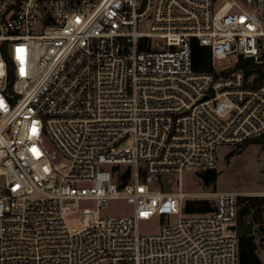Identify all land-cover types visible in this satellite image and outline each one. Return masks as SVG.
Here are the masks:
<instances>
[{
	"label": "built area",
	"instance_id": "obj_1",
	"mask_svg": "<svg viewBox=\"0 0 264 264\" xmlns=\"http://www.w3.org/2000/svg\"><path fill=\"white\" fill-rule=\"evenodd\" d=\"M263 39L264 0H0V264H240L239 195L182 181L264 134Z\"/></svg>",
	"mask_w": 264,
	"mask_h": 264
},
{
	"label": "rangeland",
	"instance_id": "obj_2",
	"mask_svg": "<svg viewBox=\"0 0 264 264\" xmlns=\"http://www.w3.org/2000/svg\"><path fill=\"white\" fill-rule=\"evenodd\" d=\"M241 2L242 0H236ZM261 49L264 53V39L261 41ZM228 60L220 61V65H227ZM236 150L235 154L230 155ZM223 153L231 151L227 156L220 155L218 168L219 177L215 187L204 188L199 178L192 177L191 172H186L182 181V190L189 193L192 197L211 198L213 202L215 193L231 192L239 196H259L264 197V143L249 144L244 149H234L232 147H223ZM196 200H204L196 198ZM209 200V199H206ZM93 205L82 204V209L92 207ZM131 212V206L125 201H109L105 208L99 212L102 218L113 216H124ZM82 211L68 218L72 226H80L82 220ZM157 227L156 222L140 223L142 231H153Z\"/></svg>",
	"mask_w": 264,
	"mask_h": 264
},
{
	"label": "trees",
	"instance_id": "obj_3",
	"mask_svg": "<svg viewBox=\"0 0 264 264\" xmlns=\"http://www.w3.org/2000/svg\"><path fill=\"white\" fill-rule=\"evenodd\" d=\"M192 45V61L193 69L197 72L209 71L212 68L211 52L208 47L202 46L198 40L193 39ZM241 69L249 77L257 74L256 84L262 82L264 79V53L262 49L258 59L240 57L239 63L236 66ZM254 143H264V134L256 139L246 141L237 149H244L246 145ZM236 150L232 151L230 155L235 154ZM219 172L215 170H208L199 174V180L204 188L215 187ZM239 210L237 233L240 240V264H262L256 254V245L252 238H246L243 233V217L251 211V207H256L258 211H262L264 206V197L259 196H239ZM212 208L208 200H194L188 203L186 210L189 212L194 211H208Z\"/></svg>",
	"mask_w": 264,
	"mask_h": 264
},
{
	"label": "crops",
	"instance_id": "obj_4",
	"mask_svg": "<svg viewBox=\"0 0 264 264\" xmlns=\"http://www.w3.org/2000/svg\"><path fill=\"white\" fill-rule=\"evenodd\" d=\"M241 208V206H240ZM262 211L251 207V211L243 217V233L246 238H252L256 245V254L264 264V206Z\"/></svg>",
	"mask_w": 264,
	"mask_h": 264
},
{
	"label": "water",
	"instance_id": "obj_5",
	"mask_svg": "<svg viewBox=\"0 0 264 264\" xmlns=\"http://www.w3.org/2000/svg\"><path fill=\"white\" fill-rule=\"evenodd\" d=\"M205 99H207V98H205Z\"/></svg>",
	"mask_w": 264,
	"mask_h": 264
}]
</instances>
